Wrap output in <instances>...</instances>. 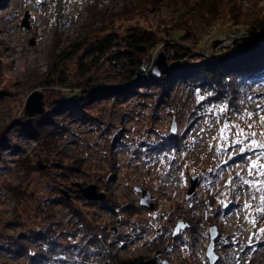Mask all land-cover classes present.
<instances>
[{"label":"rangeland","instance_id":"374dc122","mask_svg":"<svg viewBox=\"0 0 264 264\" xmlns=\"http://www.w3.org/2000/svg\"><path fill=\"white\" fill-rule=\"evenodd\" d=\"M217 3L210 30L200 25L208 1L0 0V264H32L37 250L49 253L34 239L42 232L62 244L45 264H210L212 226L217 264H264V72L226 101L182 83L160 99L142 86L103 98L101 91L124 86L116 85L121 70L86 58L108 35L142 29L175 39L203 34L207 46L197 54L229 61L247 49L245 60L264 67V41L259 49L236 47L250 24L262 29L264 0ZM162 52L172 70L194 66L169 61L162 45L153 64ZM63 80L79 85L83 97L65 95ZM34 91L43 93L46 112L30 117ZM86 99L84 116L61 113ZM43 120L58 130L38 142L24 129ZM196 175V193L187 199ZM90 185L107 199L86 200L80 190ZM137 188L150 192L154 209L141 205ZM181 222L187 227L174 235ZM18 242L30 243L24 256L1 250Z\"/></svg>","mask_w":264,"mask_h":264},{"label":"trees","instance_id":"16d2710c","mask_svg":"<svg viewBox=\"0 0 264 264\" xmlns=\"http://www.w3.org/2000/svg\"><path fill=\"white\" fill-rule=\"evenodd\" d=\"M208 1L209 5L204 7L202 20L200 25L205 26V29H213L214 22L218 18L216 6H220L218 0H196V2ZM198 8V5H197ZM219 7H217L218 9ZM203 9V8H202ZM201 9V10H202ZM248 36L242 40L236 42L237 48L251 47L257 48V45L264 41V25L262 29L256 28L253 24L247 27ZM165 34V35H164ZM209 37L210 34L205 33ZM200 35H189V33H183L179 37L173 38L171 35H167L166 31H161L160 35L153 31H143L142 29H135L125 38H119L115 35H108L103 40L93 44L89 53H86V58L94 57L95 61L100 59H106L109 62H113L120 69L118 76V83L116 85H124L123 87L111 88L109 90L101 91L103 98H112L120 95H132L138 87L149 88L153 90V95L158 98L165 96L175 83L186 84L191 86L193 90L203 89L204 92H208L213 98L226 101L229 94L236 90L241 85H249V81L255 80L258 73L264 72V67L254 68L251 62L255 61V57L251 58L250 62L245 60V53L239 52L229 60H221L219 58L204 57L201 54H197L196 51H202L207 46L208 39L200 37ZM166 37L173 38L174 44L167 43ZM192 37V38H191ZM175 39V40H174ZM162 45V49L168 55V60L171 62H189L194 66L185 71H179L177 68L173 69L169 75L161 76L160 78H154L152 74V65L154 62V51ZM258 50L257 52H260ZM260 58L264 60L262 51ZM257 59V58H256ZM118 75V74H117ZM64 81V80H63ZM136 81V82H135ZM64 88L65 95L73 98H82L84 91L80 90L79 85L72 83H65ZM155 89V90H154ZM71 90V91H70ZM76 90V91H74ZM69 91V92H68ZM160 99V98H159ZM83 100V99H82ZM90 102V100H89ZM85 103H88V99L80 101L71 110L68 108L62 109L61 113H65L68 118H80L85 115ZM59 110H61L58 107ZM52 115H50L51 117ZM82 120V119H81ZM57 123V122H55ZM58 127L54 126L51 122L42 121L35 126L28 124L24 132L31 138L40 142L41 138H51L57 134ZM37 240L45 241L49 245V253L53 250L55 256L59 251L61 245H56L52 237L47 233H38L34 235ZM30 243H16L14 246L2 247L1 250H7L9 253H17L19 255H25ZM34 249L36 248L32 245ZM55 246V247H54ZM107 245L103 244V249L109 254ZM48 252H40L37 250L36 254L31 255L32 264H45L49 258ZM154 262H146L139 258L124 260L111 264H151ZM156 263V262H155Z\"/></svg>","mask_w":264,"mask_h":264},{"label":"water","instance_id":"95a60500","mask_svg":"<svg viewBox=\"0 0 264 264\" xmlns=\"http://www.w3.org/2000/svg\"><path fill=\"white\" fill-rule=\"evenodd\" d=\"M172 72V68L169 66L167 62L166 55L162 52L156 59L155 63L152 65V74L154 78H160L161 76L169 75ZM44 95L39 91H34L31 93L27 100L26 104V115L33 117L35 115H42L46 112L44 106ZM177 132V125L174 123L172 127V133ZM205 173L201 175L204 176ZM199 183V177L193 176L191 179V188L188 192L187 199L193 197L196 193V188ZM79 185V184H78ZM80 186V185H79ZM137 192L143 194V198L141 199V205L149 208L154 209V204L151 202V194L147 190H143L141 188L136 189ZM81 195L88 201H104L107 199L105 193H99L98 188L95 185L87 186L86 188H81L80 190ZM187 227V223L181 222L177 225L174 235H178L182 229ZM210 246L207 251V257L209 258L210 264H217L219 260V256L215 252L216 248V240L219 237V231L216 226H212L210 228ZM163 264H170L167 260L163 261Z\"/></svg>","mask_w":264,"mask_h":264},{"label":"snow or ice","instance_id":"6c2138e0","mask_svg":"<svg viewBox=\"0 0 264 264\" xmlns=\"http://www.w3.org/2000/svg\"><path fill=\"white\" fill-rule=\"evenodd\" d=\"M248 115H249V117H251L252 114L249 113ZM261 119L264 120V118H261ZM227 127H228V125H225V128L224 129H221V135L225 139L227 138L225 136V131H226ZM240 134H243V130H241ZM252 135L255 136L256 133H252ZM236 143H242V141L237 140ZM258 147L264 148V144L258 145ZM259 156H264V153H260ZM252 164H253V167H256V161H252ZM260 167H264V165H260ZM249 174H251V170H250Z\"/></svg>","mask_w":264,"mask_h":264},{"label":"bare ground","instance_id":"6f19581e","mask_svg":"<svg viewBox=\"0 0 264 264\" xmlns=\"http://www.w3.org/2000/svg\"><path fill=\"white\" fill-rule=\"evenodd\" d=\"M6 5H8V3H7ZM15 38H17L16 35H15V36H11V37H9V39L5 42L6 45H7L9 48L14 47V46H13V42L15 41Z\"/></svg>","mask_w":264,"mask_h":264}]
</instances>
